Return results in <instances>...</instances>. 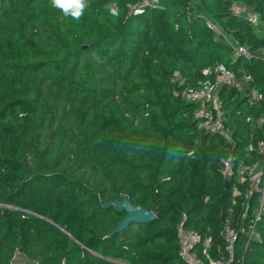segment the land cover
I'll return each instance as SVG.
<instances>
[{
  "label": "trees",
  "instance_id": "obj_1",
  "mask_svg": "<svg viewBox=\"0 0 264 264\" xmlns=\"http://www.w3.org/2000/svg\"><path fill=\"white\" fill-rule=\"evenodd\" d=\"M263 47L264 0H87L78 20L51 0H0V264H190L181 230L227 260L226 225L230 264H264V213L260 237L243 233L260 193L246 199L239 172L258 161L264 175ZM219 63L262 93L220 87L224 133L184 95ZM124 196L157 219L110 235L126 212L105 205Z\"/></svg>",
  "mask_w": 264,
  "mask_h": 264
},
{
  "label": "built area",
  "instance_id": "obj_2",
  "mask_svg": "<svg viewBox=\"0 0 264 264\" xmlns=\"http://www.w3.org/2000/svg\"><path fill=\"white\" fill-rule=\"evenodd\" d=\"M147 4L151 5L157 2V0H146ZM234 12L236 14L244 13L248 20L252 23L258 22V16L255 13L247 12L242 6L234 4ZM208 24L215 29L218 33L219 28L212 23ZM264 51V47L262 49ZM234 52L236 55H243L250 57V52L246 46L236 41ZM203 77H201L196 86L185 90L184 95L188 101L197 102L199 105L195 110V117L199 119L201 126L209 129L213 132H225V125L223 122V108L219 89L222 85L233 86L238 90H247L254 99H261L262 93L256 87H249L252 84V77L249 74H244L241 77H237L235 73L227 68L223 63H219L214 67H207L202 71ZM258 151L264 153V141L258 143ZM231 160L227 159L224 162L223 173L225 175L232 172ZM241 180L247 181L250 189L246 192V199L250 197L252 189L259 192V203L254 211V216L251 219L247 228L243 229L244 235L248 240L260 237V232L256 228L257 222L261 215L264 213V179L263 171L259 169V162L244 164L240 170ZM239 188H235V194H240ZM222 234L226 239V250L229 252L230 257L233 254L235 243L238 238V233L235 228L229 225L224 226ZM200 235L194 231L181 230L179 234V241L181 244L179 254L180 256L190 264H230V257L227 260L215 259L206 253L207 248L212 243V237H209L204 241L203 245L198 246ZM202 250L207 254V260L198 255V250Z\"/></svg>",
  "mask_w": 264,
  "mask_h": 264
},
{
  "label": "water",
  "instance_id": "obj_3",
  "mask_svg": "<svg viewBox=\"0 0 264 264\" xmlns=\"http://www.w3.org/2000/svg\"><path fill=\"white\" fill-rule=\"evenodd\" d=\"M106 207H114L118 212H126L124 218L119 225L114 228L110 235L123 232L131 223L151 222L157 219V214L144 206H135L127 196L122 201H112L105 205Z\"/></svg>",
  "mask_w": 264,
  "mask_h": 264
},
{
  "label": "clouds",
  "instance_id": "obj_4",
  "mask_svg": "<svg viewBox=\"0 0 264 264\" xmlns=\"http://www.w3.org/2000/svg\"><path fill=\"white\" fill-rule=\"evenodd\" d=\"M51 5L53 8L59 9L64 16L78 20L87 6V0H51ZM106 8L112 16L119 14L118 6L114 3L107 5Z\"/></svg>",
  "mask_w": 264,
  "mask_h": 264
},
{
  "label": "rangeland",
  "instance_id": "obj_5",
  "mask_svg": "<svg viewBox=\"0 0 264 264\" xmlns=\"http://www.w3.org/2000/svg\"><path fill=\"white\" fill-rule=\"evenodd\" d=\"M229 41H232L233 42L234 39H230ZM15 264H26L25 257L22 256V255H20V254H17L16 257H15Z\"/></svg>",
  "mask_w": 264,
  "mask_h": 264
}]
</instances>
